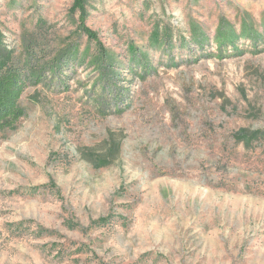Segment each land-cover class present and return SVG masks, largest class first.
Segmentation results:
<instances>
[{
    "label": "rangeland",
    "instance_id": "1",
    "mask_svg": "<svg viewBox=\"0 0 264 264\" xmlns=\"http://www.w3.org/2000/svg\"><path fill=\"white\" fill-rule=\"evenodd\" d=\"M83 2L0 0V264H264V0Z\"/></svg>",
    "mask_w": 264,
    "mask_h": 264
},
{
    "label": "trees",
    "instance_id": "2",
    "mask_svg": "<svg viewBox=\"0 0 264 264\" xmlns=\"http://www.w3.org/2000/svg\"><path fill=\"white\" fill-rule=\"evenodd\" d=\"M75 8L81 12L80 23L83 32L98 42L94 32L84 25V2L83 0H74ZM29 76L24 74L8 55V50L0 48V131L3 129L14 128L17 122L23 117L25 111L20 105L19 99L27 86ZM257 131L251 135L242 134L239 139L248 142L254 138Z\"/></svg>",
    "mask_w": 264,
    "mask_h": 264
}]
</instances>
